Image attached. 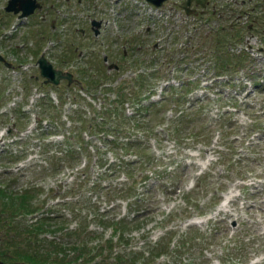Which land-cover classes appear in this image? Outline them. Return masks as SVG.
Masks as SVG:
<instances>
[{"label": "rangeland", "instance_id": "obj_1", "mask_svg": "<svg viewBox=\"0 0 264 264\" xmlns=\"http://www.w3.org/2000/svg\"><path fill=\"white\" fill-rule=\"evenodd\" d=\"M107 1L111 2L107 4ZM255 1L213 0L202 13L186 16L170 0L161 6L166 14L163 16L144 0H88L87 7L56 0L52 12H46L50 7L45 11L34 10L18 21L15 12L2 8L5 0H0V53L13 64L6 67L0 62V111H6L0 114V141L6 136L5 127L10 126L14 133V128L18 131L23 126L19 136L23 142L17 146L23 147L27 155V159L21 161L23 166L14 168L8 180L3 176L11 170L12 157L8 155L0 160V184L4 181L7 188L0 200L7 204L8 195L12 200L8 199L15 202L16 193L23 186L37 187L29 188L35 194L27 199L24 207L28 209L16 207L17 222H11L10 227H22L32 221L31 203L38 202L44 193L34 210L39 211L60 191L66 192L62 186L70 182L69 167L59 169V164L77 162L85 155L75 157L49 143L56 141L50 125L55 124L57 128L70 125L67 115L72 108L88 114L91 106L95 108L98 103L113 98V90L101 87L100 81L105 76L115 86V81L133 76L145 62L154 59L151 63L159 77L165 74L167 60L176 57L172 72L183 81L189 76L194 79L187 88L201 95L199 102L192 100L185 106L193 114L191 108L200 104L192 125L185 124L177 133L170 131L173 122L167 117L171 112H165L166 118L162 116L164 111L161 110L172 104L170 100L153 110L148 122L146 118L150 113H138L134 117L140 120L139 125H136L138 120L129 119L115 132L109 130L117 137L116 142L106 148V155L129 159L131 163L128 166L127 163H105L104 172L94 181V186L99 187L91 199L86 192L80 198H64L50 204L54 212L46 218L42 231L36 236L49 238L52 235L56 239H49L62 245L60 248L51 243L50 247L32 245L40 255L32 254L30 259H50L59 256L60 250L70 251L69 243L76 239V234L66 229L74 225H80L83 230L86 225L95 227L94 233L86 236L88 245L93 247L95 242H102L110 232L109 224L103 225L97 219V211L105 208L103 217L121 214L125 226L123 237L112 233L108 236L110 247L100 246L98 252L105 255L107 261L114 253L126 251L128 260L123 264H264V0H258V5ZM104 11L107 16L117 14V17H108L106 26H100L99 34L93 37L89 19L103 17ZM51 18L57 25L55 29L49 28ZM217 30L224 32L223 44L228 42L233 52L247 48L240 67L227 62L219 68L220 59L230 58L227 55L214 57V52L220 48L211 32ZM188 42L190 47H186ZM154 44L156 48L152 49ZM40 49L54 66L70 70L76 80L86 81L71 83L69 87L63 79L57 86L43 83L35 66ZM78 51L82 53L79 57ZM103 54L106 61L101 59ZM109 62L116 63L117 67H107ZM206 63L216 68L206 67ZM217 74L223 79L216 80ZM251 77L258 81L254 88L248 80ZM44 90L51 100L46 95L41 99L44 103L37 104V97ZM118 115L116 111L110 117L117 119ZM238 116L241 120L236 121ZM87 124L85 120L75 131L88 134ZM25 129L27 134L23 135ZM36 131L39 134L34 136ZM126 139L140 143L141 147L138 151L126 149ZM15 146L16 143L8 146L6 154L13 152ZM100 161L103 164L102 158ZM149 175L156 177L152 184H146ZM191 179L193 187L188 191L183 189ZM219 193L221 201L213 205L214 196ZM187 196L199 199L197 204L183 208ZM111 202L114 204L108 205ZM190 213L200 218L187 219L184 215ZM187 221L198 228L182 230ZM168 223L174 230L164 235ZM5 224L0 222L1 252L11 249L4 233ZM206 226H215V229L201 240ZM80 233L82 231L79 236ZM45 239L42 241L47 243ZM157 244L163 248L156 253L153 247ZM99 253L85 261L76 258L74 264H96ZM131 253L134 255L129 257ZM10 261L20 264L19 260ZM25 264L42 262L29 260ZM100 264H104L103 261Z\"/></svg>", "mask_w": 264, "mask_h": 264}, {"label": "trees", "instance_id": "obj_2", "mask_svg": "<svg viewBox=\"0 0 264 264\" xmlns=\"http://www.w3.org/2000/svg\"><path fill=\"white\" fill-rule=\"evenodd\" d=\"M211 34L216 38L220 51L214 52V57H219L221 55H227L228 58L224 61V59H220L219 61V68L223 67L227 62L230 65L235 64L237 67H240L243 64L244 57L243 53L245 52L243 49H239L237 52H233L232 50H229L227 47H224L223 41L226 38L224 32L222 30L212 31ZM191 43L188 42L186 47H190ZM183 51H186V48H183ZM244 51V52H243ZM246 53V52H245ZM221 58V57H220ZM176 60V58H175ZM151 62L154 61V59L150 60ZM151 62H145L133 76H130L129 78H121L115 86H110L106 82H103V85H101L103 90H113V93L115 96L113 98H108L104 102L101 103V106H99L97 109L93 108L89 102L87 104L91 106V111L88 114H85L84 111L82 113H78L77 108L74 107L71 109V112L67 115V119L70 122V125H66L62 128H57L55 124H51L53 131L55 130H61L62 139L51 141L49 143L54 144L56 147L58 146V149H64L65 153L72 154L75 157H80L82 155H85L86 158H90L92 155H96L97 158H95L94 166L95 169H90V166H86V163L80 165L77 170L78 174L76 175V178H74L68 185L66 190L72 193L73 199L80 198L83 194H86V192L89 194L88 198L91 199V195L96 193V188L99 186H94V181L98 178V176L104 172L106 164H121L127 163V166L129 163H131V160L129 159H111L106 155V148H109L110 145L114 144L116 142V133H110L109 130H113L114 132L122 127V124L131 119V120H138L136 122V125H139L138 122L139 119H136L134 115L138 113V111L144 112V114L150 113V115L147 116V121H150L152 118L151 112L153 110H157L159 105L162 102H165L166 100H170L172 102V110L174 113L172 114L170 120H172V125L170 127V131H173L174 133H177L178 129L185 126H191L193 121L195 120V112L199 111L200 104H196L195 107H192L193 114H190L187 109H185V106L188 104L189 100L186 98L185 92L187 90L188 84L191 83L193 80L185 79L184 81L182 78L176 77L175 73L172 72V65L174 63L171 62V60H167L166 67L164 68L165 74H162L161 76L157 77L156 72L157 68L153 66ZM206 67H212L216 68V65H212L210 63L205 64ZM235 70V69H233ZM91 80L93 78H90ZM251 80L253 81V84L257 85L258 82L256 79L251 77ZM86 81V80H85ZM161 84V92L159 99H152L149 98L151 94L155 92V88L157 85ZM147 99L146 102L143 100ZM194 99H198L197 96L194 97ZM124 102H127L130 105L131 113H126L124 111ZM184 104H183V103ZM235 106L236 104L233 103ZM229 105V104H227ZM118 112V118L115 119L114 117H110L111 114ZM226 111V108L225 110ZM134 112H136L134 114ZM76 114V116L74 115ZM87 120V128H88V134H90L88 137H85L80 130H76L75 128H79L83 122ZM187 122V123H186ZM197 123H199V120H197ZM57 124V123H56ZM61 124H64V121H62ZM144 127H147L143 123ZM142 125V126H143ZM93 128H95V131H93ZM180 130V129H179ZM201 130V128H200ZM200 130H196L197 132H200ZM39 132V131H38ZM37 131L34 133V136H37L39 133ZM170 135H173L170 133ZM20 138L15 140L16 146L13 152L9 151L7 154V145L13 143L10 141H7L5 143V146L0 147V160L7 158L8 155L11 158V163L16 160L17 158L23 157L26 153H23V147L17 146V143L19 142ZM131 139H126V142H124L126 149H135L138 151V149L141 147L140 143L131 142ZM133 140V139H132ZM59 145H58V144ZM21 153H23L21 155ZM101 158L103 164H101ZM79 159V158H78ZM73 162L70 161L69 163L65 162V164H72ZM60 166L62 163L59 164ZM59 166V167H60ZM126 166V167H127ZM159 170V169H158ZM9 170L3 177H6L7 180L12 177L13 171ZM2 180V178H0ZM89 180V183L87 182ZM145 183V182H144ZM126 185H129L128 183ZM37 188L34 185H25L23 186L18 193H16L18 199L13 202L11 201L12 198L8 195L7 197V204L0 200V222H6L4 233L6 234V238L10 241H7L8 246H12V249L8 251L2 252L0 255L2 257H9L11 259L19 260L20 262H28L31 261H41V262H48V259L40 257V259H30V255L32 254H39L40 252L33 249L34 246H46L50 247L49 243L56 245L60 248V245H62L60 242L53 241L52 239H48L47 243L46 241H42L41 237L38 239V237L35 235L37 232H39L46 223V216L47 215H40L38 217H35L34 219H30L32 221L26 222V224H23L22 227L19 226H13L10 227V223L15 221L14 215L16 207L22 206L23 208L25 205H27V199L30 197V195L35 194V191H31L29 188ZM115 188L116 186H112ZM110 187V189L112 188ZM193 186H191L192 188ZM190 188V187H189ZM189 188L186 190L188 191ZM6 186H4V181H2V184H0V195L6 194ZM109 189V190H110ZM117 190V188H115ZM127 189V187H126ZM211 195V194H210ZM209 195V196H210ZM45 196V193L40 197V201ZM134 196H138L135 195ZM11 200H9L10 198ZM9 198V199H8ZM71 199V200H73ZM199 199L187 196L183 200V208H185L187 205H195L197 204ZM16 203V204H15ZM201 203V202H200ZM199 203V204H200ZM32 204V203H31ZM38 205V203L36 204ZM32 211L35 207L34 204L31 205ZM28 209V208H27ZM105 209V208H104ZM104 209H101L97 211L98 217L97 219L103 224H109L110 225V232L115 233L118 237H123L122 231L124 230L125 226L123 225V215L116 216V217H103L101 214L105 211ZM15 211V212H14ZM3 215V217H1ZM100 215L102 216L100 218ZM188 215V214H186ZM191 226H187L184 228V230H187ZM215 227H206V232L202 231V237L201 240H204V235L208 233H212L214 231ZM71 231L74 235L76 234V239L69 243L70 248V254L75 258L76 256H79L82 254L85 255L84 260H86L88 257L91 256L92 253L88 252L89 245L86 243L85 238L87 235L94 233V228H87L85 229V232H82V235L79 236V232L82 231V227L80 225H75L72 228H69L68 231ZM174 230L173 226H169L165 229L164 235H169ZM8 232V233H7ZM80 238V239H79ZM38 239V243L35 241ZM46 240V239H45ZM98 243L96 247H99ZM20 246H32L30 249H20L24 247ZM111 241L110 238L107 237L103 243V246L105 248L110 247ZM155 245V244H154ZM152 245V246H154ZM158 245V244H157ZM163 247L158 245L157 247H153V252H158ZM62 254H64V250ZM45 254V253H44ZM126 251H118L117 253L113 254V258L111 260H106L105 255H101L100 259L96 260V264H100V262L103 261L104 264H123L128 260V257L126 256ZM128 255V254H127ZM134 254L131 253L128 255L129 257L133 256ZM54 264H59L62 261L61 257H54L52 258ZM66 263H70V261H66Z\"/></svg>", "mask_w": 264, "mask_h": 264}, {"label": "flooded vegetation", "instance_id": "obj_3", "mask_svg": "<svg viewBox=\"0 0 264 264\" xmlns=\"http://www.w3.org/2000/svg\"><path fill=\"white\" fill-rule=\"evenodd\" d=\"M66 4L71 3L73 6H86L88 5V0H64ZM177 1L178 0H171V2L176 5L179 10L181 12H184L183 8L180 7V5H177ZM185 4H187V8L190 10L189 13L190 15H195V14H199L202 13L203 10H205L206 8H208L210 6V4H213V0H203V5L200 4V0H182ZM241 3L245 2V0H240ZM17 2V0H16ZM38 2V7H36L34 10L36 11H41L42 9L45 11L48 7H50L51 9L47 10L46 12H52L55 9L54 3L56 2V0H37ZM170 2V0H162L160 7L164 5V3H168ZM54 6V9L52 8ZM149 7H152V5L149 4ZM212 8V7H211ZM108 17H110L111 19H115L117 17V14L114 15H106V12L104 11V15L102 16H98V26H106L105 22L108 19ZM151 17V16H150ZM92 18L89 19V21ZM48 25L51 26L52 29H54V22L52 21V18L49 20ZM89 26V24H88ZM90 29V27H89ZM147 29V28H146ZM80 34H83V30L79 28ZM91 33L92 30L90 29ZM100 31V30H99ZM99 34V32L97 34L92 33L93 37H96Z\"/></svg>", "mask_w": 264, "mask_h": 264}, {"label": "water", "instance_id": "obj_4", "mask_svg": "<svg viewBox=\"0 0 264 264\" xmlns=\"http://www.w3.org/2000/svg\"><path fill=\"white\" fill-rule=\"evenodd\" d=\"M153 4L157 5L160 3L161 0H149ZM15 3H17V6H15ZM200 3H202V0H200ZM35 5L34 0H7L6 4L4 5V8L6 10L12 9L13 11H16L17 8H20V14L26 15L28 12H30ZM181 5V4H180ZM187 12V9L185 8V5H182ZM0 59L2 60V56L0 55ZM37 65L39 69V73L44 76V81H51L53 83H57L59 78H66V82H70L71 75L68 71L60 70L58 68H54L51 63L46 60L42 55H40L37 58ZM0 264H10L0 259Z\"/></svg>", "mask_w": 264, "mask_h": 264}]
</instances>
